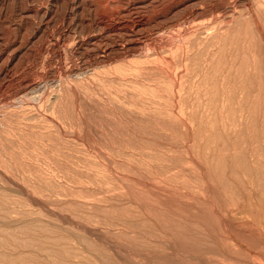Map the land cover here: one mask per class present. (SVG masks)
<instances>
[{"label":"rangeland","instance_id":"obj_1","mask_svg":"<svg viewBox=\"0 0 264 264\" xmlns=\"http://www.w3.org/2000/svg\"><path fill=\"white\" fill-rule=\"evenodd\" d=\"M0 264H264V0H0Z\"/></svg>","mask_w":264,"mask_h":264},{"label":"bare ground","instance_id":"obj_2","mask_svg":"<svg viewBox=\"0 0 264 264\" xmlns=\"http://www.w3.org/2000/svg\"><path fill=\"white\" fill-rule=\"evenodd\" d=\"M251 3V2H250ZM252 5V4H251ZM220 7V6H219ZM252 7V6H251ZM190 13V12H189ZM199 13V12H198ZM200 14H201V12H200ZM261 18V17H260ZM193 19V18H192ZM131 27V26H130ZM207 27V26H206ZM253 27V26H252ZM200 32H201V30H200ZM213 44V43H212ZM134 45V44H133ZM205 46V45H204ZM133 47V46H132ZM105 48V47H104ZM224 48V47H223ZM128 49V48H127ZM115 50V49H114ZM132 50H133V48H132ZM221 50V49H220ZM111 51V50H110ZM104 52V51H103ZM109 52V51H108ZM117 54V53H116ZM107 57V56H106ZM106 57H105V59H106ZM110 57V56H109ZM127 115V114H126Z\"/></svg>","mask_w":264,"mask_h":264}]
</instances>
